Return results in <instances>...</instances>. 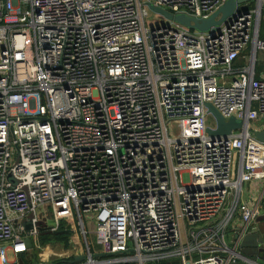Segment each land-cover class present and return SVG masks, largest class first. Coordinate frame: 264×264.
Listing matches in <instances>:
<instances>
[{
	"label": "built area",
	"instance_id": "2783aa9c",
	"mask_svg": "<svg viewBox=\"0 0 264 264\" xmlns=\"http://www.w3.org/2000/svg\"><path fill=\"white\" fill-rule=\"evenodd\" d=\"M222 2L0 0V264H46L31 258L38 232L65 223L83 244L59 264H252L224 209L235 201L238 233L258 215L236 201L264 178V123L249 125L264 120L260 0L211 31L144 23L149 3L206 17ZM205 102L246 127L208 134Z\"/></svg>",
	"mask_w": 264,
	"mask_h": 264
},
{
	"label": "water",
	"instance_id": "95a60500",
	"mask_svg": "<svg viewBox=\"0 0 264 264\" xmlns=\"http://www.w3.org/2000/svg\"><path fill=\"white\" fill-rule=\"evenodd\" d=\"M244 0H223V2L211 11L206 17H194L190 16L186 13L179 12V13H172L168 10H165L161 7L148 4V6L162 14L164 17L169 18L183 26H186L191 29H196L198 31H205V30H212L213 27L217 26L221 21H223L228 15H230L236 3L241 2ZM260 8L264 11V0H260L259 2ZM205 106L207 111L212 115L214 118L215 126L213 128L206 127L205 131L212 135H226L231 132L233 129L243 128L246 127L243 120L239 118H235L234 116H228L224 118L209 102H205ZM253 135L259 139L260 141L264 142V125L260 128L252 129ZM255 165V162H253ZM10 178V175L8 176ZM264 204V198L263 202ZM258 220H264V213L258 217ZM22 224L25 229L29 228V223L27 220H22ZM239 237L237 242V251L243 255H252L256 258L264 259V245H263V237H264V230L263 231H255V232H245L243 234H239L237 231H234L233 238L236 239ZM254 239L252 242L251 249L248 251L246 246L248 245L247 242L249 239ZM82 256L78 255L73 258V260H79ZM184 264H189L188 261H185ZM229 264H237V261H233Z\"/></svg>",
	"mask_w": 264,
	"mask_h": 264
},
{
	"label": "crops",
	"instance_id": "0c3cea01",
	"mask_svg": "<svg viewBox=\"0 0 264 264\" xmlns=\"http://www.w3.org/2000/svg\"><path fill=\"white\" fill-rule=\"evenodd\" d=\"M261 29L259 30V34H260L259 37H264V28H261ZM249 48L250 46L248 45L237 54V56L232 61L233 67H239L240 65L244 63V60H245L244 57H245V54L249 52ZM253 74L255 77L264 75V49L255 50L254 62H253ZM263 198H264V178H252V179H249V180H246L240 183L236 203L243 202L248 206L256 207L258 210V215L250 221V225L246 228V232H255L257 230L261 232L264 230V220H258V217L264 213V204L262 203ZM234 203L235 201L231 203V198H230L226 202L225 209H224V211L227 209L229 210V208L232 209L231 211L232 214L230 216L229 222L225 229V232L228 231V234H229L228 238L225 237L226 241H228L229 244L233 243V241L237 243L239 239V237H237L236 239L233 238V233L236 230V228L239 227V223H240L237 205L235 204L236 205L235 206ZM251 225H254L255 228H251ZM68 226L69 227H67L66 230L68 229V231H71L72 225L68 224ZM66 230H59V231H66ZM243 233H239V234H243ZM90 235H91V240H90V243H91L93 241L92 239L93 235L91 233ZM66 237H67L66 235H61V237H57L58 239L56 238L55 239L59 241L64 240V242H69L68 240H65ZM70 239L76 241V240H79V236L76 235L74 238L73 236H71ZM253 241H254L253 238L248 240L247 242L248 245L246 246V249L248 251L251 249L250 245L252 244ZM263 245H264V237H263ZM92 247L95 249V247L93 246V243H92ZM246 256H249V255H246ZM250 257H252L253 259L251 260L252 264H264V259L256 258L252 255H250ZM172 259L177 260L178 263L181 264L177 257L162 259V260H158L154 262H148L146 264H156L161 261L165 262L164 264H166V261L172 260Z\"/></svg>",
	"mask_w": 264,
	"mask_h": 264
},
{
	"label": "rangeland",
	"instance_id": "374dc122",
	"mask_svg": "<svg viewBox=\"0 0 264 264\" xmlns=\"http://www.w3.org/2000/svg\"><path fill=\"white\" fill-rule=\"evenodd\" d=\"M252 4H253L252 0H244V1L236 3V9L237 10L245 9L251 6ZM163 20H165V17L162 14L152 10L150 7L147 6L146 15L144 16L145 25L149 26L152 24H159ZM259 25H260V29L264 27V11L262 9H260ZM206 123L211 126L215 124L214 118L212 117L210 113L207 114ZM262 123H264V120L262 119H253L250 121L249 125L253 128V127L262 125ZM49 217L46 218V223H52V220ZM72 224L73 226L71 227V231H68L67 234H62V235L67 236L65 240H69L71 236H73L74 238L77 235L79 236V240L81 244H83L82 237L80 233L78 232V229L76 228V224L74 223ZM65 225L69 227L68 223H65ZM40 226H43V224H40ZM60 234L61 233L50 232V231L43 230V228H41L36 238L37 240L36 243L37 242L39 243V247L35 248L33 246L31 250V255H32L31 258L36 261L42 260V262H45L46 264H59L61 260L67 259L71 255V251L73 250L72 247H73L74 240H71L70 242H64V240L60 242H55V241L53 242V240L58 239L57 235H60ZM225 237L226 238L229 237L228 231L225 232ZM87 239L90 242L91 240L90 234H87ZM92 239H93V236H92ZM90 244H91L90 248L93 249L92 242ZM76 246L78 247V249H76V251L78 252L75 255H72V258L84 252V249L82 251L79 250V245L77 243H76ZM173 261L174 259L168 260L166 261V263L171 264Z\"/></svg>",
	"mask_w": 264,
	"mask_h": 264
},
{
	"label": "trees",
	"instance_id": "16d2710c",
	"mask_svg": "<svg viewBox=\"0 0 264 264\" xmlns=\"http://www.w3.org/2000/svg\"><path fill=\"white\" fill-rule=\"evenodd\" d=\"M260 26V25H259ZM264 28V27H263ZM260 36V34H259ZM56 233H61L60 235H57V237H61L62 234H67L68 233V230L66 231H56ZM56 236V235H54ZM165 262L161 261L159 263H156V264H164ZM167 264V263H166ZM171 264H179L177 260H174Z\"/></svg>",
	"mask_w": 264,
	"mask_h": 264
},
{
	"label": "flooded vegetation",
	"instance_id": "af4514ba",
	"mask_svg": "<svg viewBox=\"0 0 264 264\" xmlns=\"http://www.w3.org/2000/svg\"><path fill=\"white\" fill-rule=\"evenodd\" d=\"M62 264H64V261H62Z\"/></svg>",
	"mask_w": 264,
	"mask_h": 264
}]
</instances>
